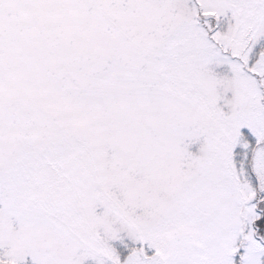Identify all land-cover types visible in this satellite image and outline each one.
I'll return each mask as SVG.
<instances>
[{
	"label": "snow or ice",
	"instance_id": "snow-or-ice-1",
	"mask_svg": "<svg viewBox=\"0 0 264 264\" xmlns=\"http://www.w3.org/2000/svg\"><path fill=\"white\" fill-rule=\"evenodd\" d=\"M0 264H264V0H0Z\"/></svg>",
	"mask_w": 264,
	"mask_h": 264
}]
</instances>
